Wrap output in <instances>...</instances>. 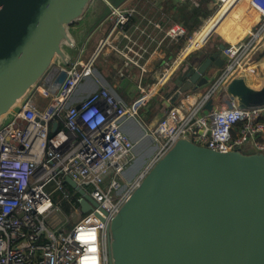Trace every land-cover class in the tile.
Instances as JSON below:
<instances>
[{
  "label": "built area",
  "instance_id": "obj_1",
  "mask_svg": "<svg viewBox=\"0 0 264 264\" xmlns=\"http://www.w3.org/2000/svg\"><path fill=\"white\" fill-rule=\"evenodd\" d=\"M236 1L248 10L246 20H258L252 25L242 20L248 27L246 34L234 43L223 36L224 48L214 61L218 73L213 79L205 76V91L182 94L158 124L146 128V135L158 144L150 163L139 173H130L137 159L136 144L124 125L137 121L143 127L141 110L163 77L148 88L140 63L148 51L125 33L128 24L140 17L145 25L138 24L134 30L151 38L152 21L135 5L107 2L110 30L94 54L86 60L82 52L68 66L57 61L51 70H64V82L57 87L58 74L50 72L0 127V264H113L107 225L180 139L217 152L264 155V107L240 109L233 103L232 108L223 104L219 110L204 109L227 80L254 68L252 56L264 44V0ZM176 2L199 6L198 0ZM185 34V27L175 24L165 30L164 40L174 42ZM118 35L128 40L124 48L114 43ZM192 41L193 37L181 56ZM107 49L121 55L126 65L142 70L137 88L143 95L125 103L99 87L75 101ZM67 177L98 206L85 213L83 196L66 182Z\"/></svg>",
  "mask_w": 264,
  "mask_h": 264
},
{
  "label": "water",
  "instance_id": "obj_2",
  "mask_svg": "<svg viewBox=\"0 0 264 264\" xmlns=\"http://www.w3.org/2000/svg\"><path fill=\"white\" fill-rule=\"evenodd\" d=\"M95 1L0 0V127L50 72L58 74L57 87L64 82L67 73L51 68L57 61L70 64L68 49L76 46L71 29L87 19ZM223 48L187 61L167 107L182 94L205 91V73ZM233 103L240 109L264 107V88L231 77L204 109ZM130 129L125 126L132 136ZM139 135L148 137L145 130ZM66 182L83 196L85 213L98 206L75 181ZM107 230L113 264H264V155L217 152L180 139Z\"/></svg>",
  "mask_w": 264,
  "mask_h": 264
},
{
  "label": "crops",
  "instance_id": "obj_3",
  "mask_svg": "<svg viewBox=\"0 0 264 264\" xmlns=\"http://www.w3.org/2000/svg\"><path fill=\"white\" fill-rule=\"evenodd\" d=\"M165 1L166 0H127L124 3L128 5H131V4L138 5L137 7L142 11V13L147 17V19L152 21V24L150 25L148 29V32L151 34V38H148L144 35H140V33L134 30V27L138 24L142 26L145 25V22H143L142 18L140 17H136L130 24H128V26L125 28V33L135 39H138L140 44L146 47L148 51V53L144 55L142 59H140V63L144 65L145 70H146V73H144V77H143L144 82L147 85H149L150 83L156 81L154 85H149L148 88L151 89L152 87H154L157 81L163 77L160 82V85L158 86V89L155 95L159 92L160 89H162L166 85L168 88H172V89L175 87L173 83L175 79L178 78L180 70L185 67L187 61L188 60H191L194 62L199 61L200 59L199 56L203 54V51H200V53L194 56L188 57L190 52L194 49L195 50L198 49L202 45H205L211 36L218 34L220 37L224 36L225 40L230 41L231 43H234L238 39V36L241 37L242 34L243 35L246 34L245 31L248 27H246L245 25L241 23L242 20L244 23L249 24V25L250 24L252 25L258 20V17H255L253 18V21H251L250 23V21L246 20L245 18L248 15V13L245 11H242L241 9H239L235 15H233L234 13L232 14L233 15L232 19L231 17H228L230 14L224 16L220 14L216 15L215 13L213 17H215V15L216 17L214 18L212 27L207 31L206 35L202 38V40L198 44L193 46V49L189 53L186 52L184 57L181 56V53L183 52V50L180 51L177 54V56L174 57L176 50L174 52L167 51L173 45L174 42L173 41L171 42L168 39L164 40L165 30H167V26H169L171 22L170 17L172 13L170 7L165 5ZM232 1L233 0H230L229 2L233 3ZM228 7H229V4L225 8L227 9ZM101 11L102 9L100 6V2L95 1L90 9V13L87 19L72 27V33L76 41V46L72 49H68V51L70 52L72 56V59L78 58V56H80L82 52H83L82 58L86 60L89 59L96 51V48L99 42L107 36L110 30V24L108 22V16L102 21L98 22L100 15H101ZM226 20L227 22L224 23ZM175 24H178V23H174L170 27H172ZM114 43L118 47L124 48L128 44V40L118 35V39H116ZM79 44H82V46L79 47ZM219 45H222V42L219 44L213 45L212 47L211 46L206 47V48L204 47L202 48V50L205 49L206 52H208L210 49H214V51L217 53L218 52L217 49ZM258 50H260V47L257 49V51ZM72 51H73V54H72ZM112 52H115V51L107 49L98 59V60H101V64L103 66H105L104 62L106 60V57L109 56V54H111ZM180 56L181 58H179ZM176 60H178L176 64H173ZM124 63H125V60H124ZM250 65L254 66L253 68L254 74L258 76L255 73L256 66L254 64H250ZM167 70L169 72L165 74ZM128 71L130 72L128 74L129 77L122 78L117 83L119 84L120 88H125L128 100L124 99L119 94L117 88L113 87L108 82V80L102 75V73L98 70V68L95 67V75L91 77L90 79H88L79 88L75 96V101L86 97L88 94H91L92 92L99 89V87H105L109 89L112 93H114L118 98H120L125 103H130L136 100L135 95L138 92H140L137 88V84L141 78L142 70L139 67L129 65ZM242 72L250 73L249 74L250 78L251 76H253L251 75L250 69H244L242 70ZM217 73H218V69L212 70L211 73L208 75V78L213 79ZM140 93L142 94V92ZM165 101L167 100H164V102ZM131 124L133 125L134 128H136V130L139 133L142 132L143 129L137 121L127 122L124 125V129H125V126L130 128ZM235 133H236V130H235ZM151 143L152 142L149 141V148L152 147Z\"/></svg>",
  "mask_w": 264,
  "mask_h": 264
},
{
  "label": "trees",
  "instance_id": "obj_4",
  "mask_svg": "<svg viewBox=\"0 0 264 264\" xmlns=\"http://www.w3.org/2000/svg\"><path fill=\"white\" fill-rule=\"evenodd\" d=\"M96 1L100 2V6L102 9L98 21L100 22L109 15L110 6L104 0H96ZM107 1L114 6H119L124 4L127 0H107ZM198 3L199 6L195 7L190 3H178L176 2V0L165 1V5L169 6L172 11L170 17L171 22L169 26H167V29L170 28V26L174 23L182 24L186 29V34L180 37L177 41H174L173 45L167 50L168 52L169 51L174 52L176 50L174 57L177 56V54L180 51L184 50L187 47L190 38L193 37L195 34L198 33V31L202 29L207 19H209L214 15L215 11L218 9L220 5V3L217 0H198ZM201 51L205 52L206 50L203 49ZM198 53H200V51L197 52L196 54ZM263 56L264 53L261 54L257 53L256 59L258 60L260 57ZM252 62L253 60L251 59L250 64H253ZM104 65L105 66L101 64V60H98L96 62L95 67L98 68V70L102 73V75L108 80V82L113 87L117 88L119 94L124 99L128 100L125 88H120L119 84H117L120 81V79L129 77L128 74L130 72L128 71V66L124 63V59L118 53L112 52L111 54H109V56L106 57ZM171 93H172V88H168L166 85L165 87L160 89L156 95L152 96L149 99L147 105L144 106L141 110L142 115L144 117L143 122L145 124H150L151 122H153V120H155V123L158 124L162 120V118L166 115V112L168 110V107L166 106L164 100L169 99ZM141 96L142 94L138 92L135 95V99H138ZM160 96H162L161 101L159 100ZM235 130H234V135H235Z\"/></svg>",
  "mask_w": 264,
  "mask_h": 264
},
{
  "label": "rangeland",
  "instance_id": "obj_5",
  "mask_svg": "<svg viewBox=\"0 0 264 264\" xmlns=\"http://www.w3.org/2000/svg\"><path fill=\"white\" fill-rule=\"evenodd\" d=\"M219 3H220V5H219V7H218V9L215 11V13L220 9V6H221V2H220V0H217ZM132 5V4H131ZM133 5H135V4H133ZM135 6H138V5H135ZM239 9H241L242 11H245V12H247V13H249L248 12V10L246 9H244V8H242V6L240 5V4H237V6L235 7V9L230 13V15L228 16V17H231V19H232V17H233V15H235L237 12H238V10ZM110 12H111V9H110ZM214 13V14H215ZM234 13V14H233ZM110 14V13H109ZM233 14V15H232ZM232 15V16H231ZM211 18V17H210ZM209 18V19H210ZM209 19H207V21L204 23V25L208 22V20ZM227 22V20L224 22V23H226ZM223 23V24H224ZM222 24V25H223ZM203 28V27H202ZM72 30V29H71ZM199 32V31H198ZM243 35V34H242ZM195 37V35L193 36V38ZM243 37H244V35H243ZM238 38H239V36H238ZM190 41V40H189ZM224 41V39H223V37H220L218 34H216V35H213V36H211L209 39H208V41H207V43L205 44V45H202L201 47H199L198 49H194V50H192L191 52H190V54L188 55V57H191V56H194V55H196V53L197 52H199V51H201L202 50V48H204V47H209V46H213V45H216V44H219V43H221V42H223ZM80 46H82V44H79V47ZM74 51V50H73ZM73 51H72V54H73ZM257 53H264V45H262V46H260V50H258V51H256L254 54H253V57H252V60H253V64L256 66L255 67V70H256V74L259 76V77H261L262 79H264V56L263 57H260L258 60L256 59L257 58ZM75 55V54H74ZM250 71H251V74L253 75V76H251V79H250V84H251V86L250 87H253V88H257V82H256V75L254 74V71H253V69H250ZM82 94V93H81ZM142 95H143V93H142ZM81 96H83V95H81ZM159 100L161 101L162 100V96H160V98H159ZM142 125H143V130H145V134H146V128L147 127H154L155 126V120H153V122H151L150 124H145L144 122H140ZM133 127V125L131 124L130 125V130H132V132H133V134L134 135H129L130 137H131V139L133 140V142L136 144V152H137V154H138V156L137 157H141V159H140V161H139V163L136 165V167H135V171L136 172H141V171H143L144 170V168H146V166L150 163V161H151V158L153 157V155H154V153H155V150H156V147H157V144H158V142L157 143H154L152 140V138H150V137H147V138H145V136L144 135H139V136H137V137H135L136 135H137V131H134V129L132 128ZM152 139V140H151ZM149 141H151L152 143H151V148H154V150L152 151L151 149H149ZM244 150H245V148H244ZM134 171V172H135ZM124 183V182H123Z\"/></svg>",
  "mask_w": 264,
  "mask_h": 264
},
{
  "label": "bare ground",
  "instance_id": "obj_6",
  "mask_svg": "<svg viewBox=\"0 0 264 264\" xmlns=\"http://www.w3.org/2000/svg\"><path fill=\"white\" fill-rule=\"evenodd\" d=\"M223 1H224V3L221 5L220 9L216 12V15H217V14L224 15V16H225V15H229V14L235 9V7H236L237 4H238L237 1L235 2V0L232 1L233 3L229 2L230 0H223ZM228 4H229V7L226 9L225 7H226ZM216 15H215V17H216ZM215 17L212 16V17L208 20V22L203 26V28L197 33V35H195V38H193V41H192L191 46H190L189 49L187 50L188 53L193 49V46H195L196 44H198V43L202 40V38L206 35L207 31L212 27V24H213V22H214V18H215ZM215 69H217V68H216V64L213 63V64L209 67V69L206 71L205 76L208 77V75L211 73V71H212V70H215ZM213 73H214V72H213ZM249 74H250V73H243V72H241V73L239 74V80H240V82H241L243 85H245V86H251V84H250V79H251V78H250ZM251 75H252V74H251ZM256 81H257V88H256V89H263V88H264V79H262V78L256 76ZM155 82H156V81H155ZM155 82H152V83H150L149 85H154ZM135 148H136V146H135ZM149 149H151L152 151L154 150V148H151V147H150ZM135 151H136V149H135ZM136 153H137V152H136ZM137 156H138V154H137ZM140 159H141L140 156L137 157L136 162H135V164H134V167L131 169L132 171H131L130 173H134V171H135V167H136V165L139 163Z\"/></svg>",
  "mask_w": 264,
  "mask_h": 264
},
{
  "label": "flooded vegetation",
  "instance_id": "obj_7",
  "mask_svg": "<svg viewBox=\"0 0 264 264\" xmlns=\"http://www.w3.org/2000/svg\"><path fill=\"white\" fill-rule=\"evenodd\" d=\"M134 164H135V163H133L132 167H134ZM132 167H131V168H132ZM131 171H132V170H131ZM135 172H136V171H135ZM135 172H134V173H135Z\"/></svg>",
  "mask_w": 264,
  "mask_h": 264
}]
</instances>
